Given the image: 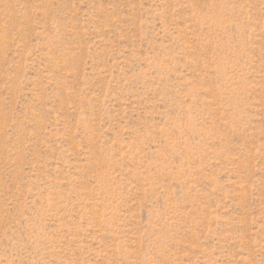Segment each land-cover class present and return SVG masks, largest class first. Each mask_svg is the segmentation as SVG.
<instances>
[{
    "label": "rangeland",
    "instance_id": "obj_1",
    "mask_svg": "<svg viewBox=\"0 0 264 264\" xmlns=\"http://www.w3.org/2000/svg\"><path fill=\"white\" fill-rule=\"evenodd\" d=\"M0 264H264V0H0Z\"/></svg>",
    "mask_w": 264,
    "mask_h": 264
}]
</instances>
